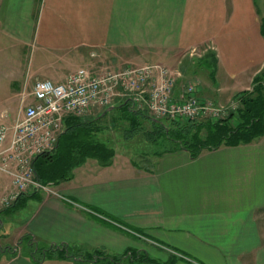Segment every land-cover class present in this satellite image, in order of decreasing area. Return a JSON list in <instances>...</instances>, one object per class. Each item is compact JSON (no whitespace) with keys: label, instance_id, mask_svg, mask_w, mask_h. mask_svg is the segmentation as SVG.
<instances>
[{"label":"crops","instance_id":"obj_1","mask_svg":"<svg viewBox=\"0 0 264 264\" xmlns=\"http://www.w3.org/2000/svg\"><path fill=\"white\" fill-rule=\"evenodd\" d=\"M263 16L255 0H0V103L19 98L36 78L61 82L79 67L95 72L107 63L149 62L178 69L185 62L191 73L204 64L196 77L198 97L228 102L250 90L264 65ZM195 46L212 62L188 55ZM28 49L29 68L13 86ZM117 156L108 165L87 158L61 182V196L32 189L21 194L17 203L37 200L26 222L15 224L14 208H0L3 251L18 250L27 234L29 245L44 237L53 247L108 255L159 250L161 264H264V135L194 158L182 148L166 150L147 168L127 153ZM10 185L0 173V197ZM57 255L37 261L15 251L0 264H81Z\"/></svg>","mask_w":264,"mask_h":264},{"label":"built area","instance_id":"obj_2","mask_svg":"<svg viewBox=\"0 0 264 264\" xmlns=\"http://www.w3.org/2000/svg\"><path fill=\"white\" fill-rule=\"evenodd\" d=\"M179 77V69L150 63L103 68L98 72L79 67L61 82L36 78L30 102L24 104L22 98L19 111L10 118L13 121L0 123V173L11 184L0 197V204L9 206L29 189L58 194L51 185L36 179L32 163L38 154L55 146L68 115L82 117L117 100H128L133 107L144 108L159 118L219 119L228 114V108L198 97L192 82L184 85L175 97L174 84Z\"/></svg>","mask_w":264,"mask_h":264},{"label":"trees","instance_id":"obj_3","mask_svg":"<svg viewBox=\"0 0 264 264\" xmlns=\"http://www.w3.org/2000/svg\"><path fill=\"white\" fill-rule=\"evenodd\" d=\"M261 32L264 35V16L261 18ZM203 57L212 62L209 52L204 53ZM236 98L239 103L236 110L230 111L225 117L207 123H197L192 119H171V122L167 124L153 118L144 108L130 107L131 103L128 100H122L115 107L129 112L132 128H135L137 119L135 116L137 115L148 119L154 124L155 130L150 133L151 135L146 134L144 136L146 139L151 140L162 136L169 141L170 147L168 150L182 148L187 150L190 156L194 158L204 150L214 149L221 145L247 143L264 135V65L253 79L252 90L241 91L236 94ZM99 117L100 114L96 118L90 119V121L73 115L64 118L63 128L55 146L51 150L38 154L33 160L32 165L38 181L49 184V179L50 181L57 179L69 180L73 174L72 169L83 163L87 158H95L102 165H108L112 162L113 149L107 148L103 143H91L88 139L90 132L98 130L96 122ZM165 119L168 118L165 117ZM202 131L205 133L204 136H202ZM134 132L132 133L134 134ZM154 133L156 134L154 135ZM129 136L125 135V137ZM35 192L38 191L35 190ZM25 199L21 198L20 201ZM17 200L6 209L19 208L20 201L17 203ZM28 241L30 242V236ZM61 247L60 249L51 246L48 251L43 250L41 252L43 257L40 259H50L54 257V254H59L57 258H72L79 261H93V259L99 261L108 258L116 264L129 253L132 259L140 258L157 264L154 259L140 254L137 250H126L121 256L117 257L108 255L103 250L86 251L76 246L70 249L65 244ZM133 253H136V256ZM31 258L41 261L35 255H31Z\"/></svg>","mask_w":264,"mask_h":264},{"label":"rangeland","instance_id":"obj_4","mask_svg":"<svg viewBox=\"0 0 264 264\" xmlns=\"http://www.w3.org/2000/svg\"><path fill=\"white\" fill-rule=\"evenodd\" d=\"M255 1H256V5H257L258 9L261 11H264V0H255ZM192 50H194V51L191 53ZM29 52H30V50L28 49L27 55L25 56V53H24L23 57L19 59V62L21 64L17 67V72H16V75L14 77L15 80L12 83L13 86H14V84L17 85L21 81V79H20L21 69L24 72H26L29 68V61H30V53ZM206 52H207L206 49L199 48L198 46L192 47V48L187 50V54L190 55L191 57H193L196 60V62H198L200 59H203L204 58L203 55ZM150 63H160V62H149V63H142V64H150ZM142 64L132 63V65H142ZM202 66L204 67V64H202V63L197 64L196 67H193V71L191 73V71H189L190 67H188V69H187V65H185V62L183 65H181L182 69L180 68L181 70L180 69L179 70H180L181 77L183 78L185 76L184 78H185L186 82L184 85H186L189 82H192L195 86L197 85V83H198V81L196 80V77L198 76L197 73L199 72L198 70ZM105 67H107L108 69H114V68L117 69V68L123 67V65L113 66V65H110L107 63V65H105ZM5 69H6V73H7L8 70H7L6 65H5ZM97 69H99V68L94 69L95 72H98ZM176 69H178V68H176ZM7 75H8V73H7ZM31 87H32V82L30 84H27L26 86H24L19 91V94H18L19 98H9L7 101H3L0 103V120H1L0 122L5 121V120H9L10 118L13 119V116H15L16 113L20 109L22 98L24 99V104L30 102V100H31V95H30ZM174 87H175V85H174ZM252 88H253V86L250 88V90H252ZM7 94H8V90L6 89V95ZM173 95H174V90H173ZM208 99H211V100L215 101L217 104H220V105L228 108V113L230 111L236 110L238 105H239L238 100L236 98V95L232 99L228 100V102L216 101L211 97H209ZM106 107H105V109H103L101 111H98L96 108H94L90 112V114L96 113L95 115H91L90 117H87V118H86V116L82 117V119L90 121V119L96 118V116L100 114V117L98 118V120L96 122V124H98V126H97L98 130L95 132H90V135L88 138L91 143H103L104 145H106L107 148L113 149L114 155L118 154L117 157H120L121 154L127 153L131 160H134V162H136L140 166H143L144 168H147L150 166V164L152 163V161L154 160V158L157 154L168 150V148L170 147L169 141L164 139L162 136L157 137L156 139H151V140H148V139H146V137H144L146 134H150L152 131L155 130V128L153 126L154 124H152V122L149 121L148 119H145L144 117H142L140 115L135 116V117H137L136 124L134 126L135 128H132V124H130V114L128 111H126L124 109L122 110L119 107H114L113 109L106 111ZM4 115H6L5 118H4ZM73 116H75V115H73ZM153 118H155V117H153ZM11 119H10V121H8V123H11V121H13ZM156 119L161 120L167 124L169 122H171V119H165V117L164 118H157L156 117ZM213 120H215V119H211V118L192 119V121L197 122V123H207V122L213 121ZM263 121H264V117H263ZM62 128H63V125H62ZM133 131H135L134 134L132 133ZM130 132L132 134H129ZM155 134L156 133H154V135ZM125 135H130V136L125 137ZM204 135H205V133L202 131V136H204ZM74 169H72V173H74ZM72 177H73V174H72ZM48 181H49V185H51V188L58 191L59 188L61 187V182L65 181V180L57 179L55 181H50V179H49ZM29 191H30V189L25 191L24 193H27ZM42 193H43V191L40 190L37 192V195H41ZM58 194L61 196V191ZM36 204H37V200H35V199L27 200V202L26 201L24 202V200L20 201L19 202L20 207L13 210V214H12L13 215L12 216L13 222L17 225H19L20 223L26 222L28 220V218L30 217V215L32 214ZM3 207H5V206L0 204V208H3ZM3 217H4V213L0 212V220L3 219ZM28 237L29 236L27 234H23L18 239V243H16V247H18V250L16 249L15 251H18L22 255L28 256V257H31V255H35V257H37L38 260H41L40 258L43 257L41 252L43 250L48 251V249L51 246V243H49L46 239H44V237H38L37 239L34 240L33 244L29 245L30 243L28 241ZM0 240H2L1 237H0ZM10 240L11 239H9V241L3 240L2 242L4 244H10V242H11ZM14 247L15 246L12 245L11 247H8V249H6L5 251H3L4 248L0 247V261L3 260L4 258L14 254L15 251L12 252ZM72 247H74V245L70 246V249H72ZM76 247L80 248L78 246H76ZM82 250H84V249H82ZM128 250H133V249H128ZM121 252L122 251H120V252L113 251V252H111V254L119 257V256H121ZM138 252L140 254H144V256L146 255L145 254L146 251H138ZM158 253H159V250L155 251V253L153 251L149 250V254H148L149 258L154 259V261L157 264L159 261L163 262L159 258ZM133 255L136 256V253H133ZM136 259L137 258L132 259L131 255H129V253H127V256L124 258H121V260L118 261L117 264H140L139 262H137ZM77 262L81 263V264H107L108 263V262H106L105 259H103V260L100 259L97 262H92V261H77ZM168 263H166V264H168ZM159 264H161V263H159Z\"/></svg>","mask_w":264,"mask_h":264},{"label":"water","instance_id":"obj_5","mask_svg":"<svg viewBox=\"0 0 264 264\" xmlns=\"http://www.w3.org/2000/svg\"><path fill=\"white\" fill-rule=\"evenodd\" d=\"M115 106L114 105H111V106H108L107 108H106V111H108V110H111V109H113ZM156 119V118H155ZM156 120H158V119H156ZM63 245V243H61L60 245H58V246H55L56 248H62L61 246ZM79 259H81V258H79ZM96 259H93V261H95Z\"/></svg>","mask_w":264,"mask_h":264},{"label":"bare ground","instance_id":"obj_6","mask_svg":"<svg viewBox=\"0 0 264 264\" xmlns=\"http://www.w3.org/2000/svg\"><path fill=\"white\" fill-rule=\"evenodd\" d=\"M77 69H78V68H77ZM114 69H115V68H114ZM117 69H118V68H117ZM175 84H176V83H175ZM175 84H174V85H175ZM87 114H89V113H87ZM87 114H85L84 116H86ZM82 117H83V116H82ZM44 192H45V191H44ZM16 200H17V199H16ZM56 246H58V245H56Z\"/></svg>","mask_w":264,"mask_h":264}]
</instances>
